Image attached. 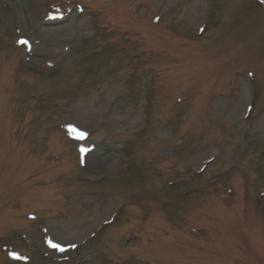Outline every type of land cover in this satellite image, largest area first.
Listing matches in <instances>:
<instances>
[{
    "label": "rangeland",
    "instance_id": "374dc122",
    "mask_svg": "<svg viewBox=\"0 0 264 264\" xmlns=\"http://www.w3.org/2000/svg\"><path fill=\"white\" fill-rule=\"evenodd\" d=\"M0 264H264V0H0Z\"/></svg>",
    "mask_w": 264,
    "mask_h": 264
},
{
    "label": "snow or ice",
    "instance_id": "6c2138e0",
    "mask_svg": "<svg viewBox=\"0 0 264 264\" xmlns=\"http://www.w3.org/2000/svg\"><path fill=\"white\" fill-rule=\"evenodd\" d=\"M19 43H21V44H23V45H27L28 42H27L26 40H24V39H21V40L19 41ZM84 135H85L84 133H80V134H79V138L82 139V138L84 137ZM82 151H83V149H82ZM61 250H62V249H61Z\"/></svg>",
    "mask_w": 264,
    "mask_h": 264
}]
</instances>
